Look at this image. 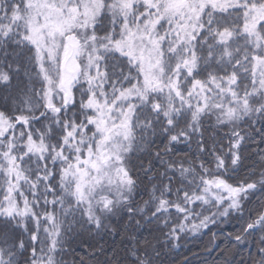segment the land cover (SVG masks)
Listing matches in <instances>:
<instances>
[{"label": "snow or ice", "instance_id": "6c2138e0", "mask_svg": "<svg viewBox=\"0 0 264 264\" xmlns=\"http://www.w3.org/2000/svg\"><path fill=\"white\" fill-rule=\"evenodd\" d=\"M0 264H264V0H0Z\"/></svg>", "mask_w": 264, "mask_h": 264}, {"label": "trees", "instance_id": "16d2710c", "mask_svg": "<svg viewBox=\"0 0 264 264\" xmlns=\"http://www.w3.org/2000/svg\"><path fill=\"white\" fill-rule=\"evenodd\" d=\"M180 150H186L183 148V146H178ZM107 243H106V252L111 255L115 250L119 249L121 247L120 244V238L117 237H106ZM74 247L77 252H79L82 255H86V244L83 243L80 239H77L74 243Z\"/></svg>", "mask_w": 264, "mask_h": 264}]
</instances>
